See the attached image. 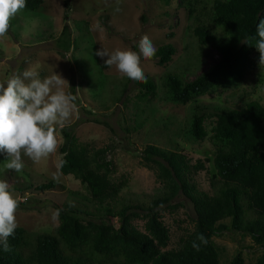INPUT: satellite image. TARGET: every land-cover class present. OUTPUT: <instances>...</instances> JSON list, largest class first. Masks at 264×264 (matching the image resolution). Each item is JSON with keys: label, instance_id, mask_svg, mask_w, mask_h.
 Instances as JSON below:
<instances>
[{"label": "trees", "instance_id": "obj_1", "mask_svg": "<svg viewBox=\"0 0 264 264\" xmlns=\"http://www.w3.org/2000/svg\"><path fill=\"white\" fill-rule=\"evenodd\" d=\"M70 2L65 0L67 9ZM207 2L212 5L204 16ZM44 4L45 0H27L24 10L37 12ZM180 5L188 10L190 29L200 49H213L219 55L193 80L186 78L189 70L184 74L166 71L162 83L166 99L185 106L215 89L238 87L253 69L259 56L256 29L264 18V0H180ZM69 29L68 25L63 27L58 42L64 52L76 47ZM133 47L138 52L137 46ZM175 55L176 48L165 44L150 60L167 66ZM133 83L138 89L133 108L141 120L130 130L138 131L154 117L155 107L145 108L143 103L157 97L159 86L150 76ZM70 93L76 94V86ZM212 109L209 112V105L195 104L187 133L196 141L206 139V120L214 119L210 136L216 149L213 192L200 190L195 182V177L207 170L204 161L193 164L179 144L159 146L148 139L152 141L142 151V164L156 172L162 190L155 196L118 203L127 181L111 178L114 163L108 155L113 147L94 148L82 143L71 126L62 129L60 171L87 187L98 204H63L58 208L59 226L52 233L16 228L8 241L11 251L0 249V264H222L220 248L213 238L228 231L250 236L261 250L256 264H264V106L249 101L244 107L214 105ZM53 186L42 184L35 189L45 191ZM180 196L193 205L194 229L180 239L177 248L167 249L171 234L161 211ZM116 218L119 227L110 222ZM135 219L145 221L144 231L133 224ZM201 233L208 243L197 252L192 241ZM227 264H245L242 252Z\"/></svg>", "mask_w": 264, "mask_h": 264}, {"label": "rangeland", "instance_id": "obj_2", "mask_svg": "<svg viewBox=\"0 0 264 264\" xmlns=\"http://www.w3.org/2000/svg\"><path fill=\"white\" fill-rule=\"evenodd\" d=\"M211 5V2L206 3L202 15L210 12ZM116 7V0H71L70 9L66 8L65 0H45L37 12L23 9L11 20L7 35L0 38L3 51L0 82L35 68L41 78L54 72L61 75L69 84L65 88L67 92L76 86L77 111L70 126L82 143L94 148L113 147L108 155L114 163L111 178L115 182L127 181L118 203L161 192L162 185L156 172L142 164V151L152 140L159 146L179 144L193 164L204 161L207 170L201 171L195 182L200 190L213 192L211 179L217 173L214 167L216 149L210 136L214 119L206 120L209 136L196 141L187 133L191 108L195 104L209 105V112H212L214 105L244 107L249 101H258L264 106V68L258 66L259 56L238 87L215 89L196 103L176 105L166 99L162 84L166 71L184 74L189 70L186 78L193 80L217 61L218 53L213 49H200L190 29L192 20L188 10L180 5V0H119L121 11L116 12ZM65 25L69 26L71 39L76 42V47L69 52L58 46ZM144 35L156 49L172 44L176 55L167 66L141 57L144 76L152 77L159 89L155 99L143 103L145 108L155 107L154 117L142 130L134 131L130 129L141 120L133 108L138 89L133 81L120 78L114 67L103 69L104 60L95 56V52L102 47L109 52L117 48L135 51L133 46H137L139 52L138 44ZM61 131L57 130L60 141L57 152L35 164L22 157L25 167L21 172L7 170L5 157L0 155V180L6 181L9 191L20 200L16 212L17 228L52 233L60 223L59 217L53 221L52 214L63 204L70 201L89 206L98 204L87 187L73 176L63 175L60 168L59 182L53 180L52 174L57 172V165L63 159ZM50 183L54 186L49 190L35 189ZM161 213L171 234L167 249H175L180 239L194 229L193 205L185 196H180ZM110 222L115 227L120 226L118 218ZM133 224L144 231V220L135 219ZM213 240L220 248L222 264L230 262L239 252H242L245 264H256L261 254L250 236L238 232L228 231Z\"/></svg>", "mask_w": 264, "mask_h": 264}, {"label": "clouds", "instance_id": "obj_3", "mask_svg": "<svg viewBox=\"0 0 264 264\" xmlns=\"http://www.w3.org/2000/svg\"><path fill=\"white\" fill-rule=\"evenodd\" d=\"M27 0H0V38L7 35L11 20L26 7ZM116 12L121 11L116 0ZM259 39L255 47L259 52L258 66L264 68V18L257 25ZM247 42V41H245ZM248 43V42H247ZM139 52L121 50L109 52L102 47L95 56L104 60V65L114 67L120 78L133 82L145 79L141 67V57L152 59L156 48L147 35L141 37ZM106 57V59H104ZM68 82L57 73L41 78L35 68L26 69L22 74H14L0 82V155L5 157L7 170L21 172L24 167L22 157L34 164L56 153L59 147L58 129L70 126L77 105L76 97L67 92ZM52 174L59 182V168ZM20 200L9 191L6 181L0 180V249L10 252L9 237H14L17 228L16 212ZM60 214L57 209L52 214L55 221ZM207 238L201 233L192 241V248L199 252L201 245H207Z\"/></svg>", "mask_w": 264, "mask_h": 264}]
</instances>
